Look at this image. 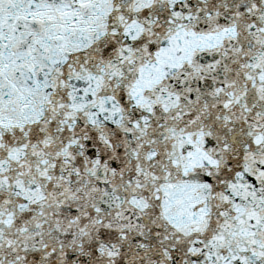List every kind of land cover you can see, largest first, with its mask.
Segmentation results:
<instances>
[{
	"label": "snow or ice",
	"instance_id": "6c2138e0",
	"mask_svg": "<svg viewBox=\"0 0 264 264\" xmlns=\"http://www.w3.org/2000/svg\"><path fill=\"white\" fill-rule=\"evenodd\" d=\"M0 264H264V0H0Z\"/></svg>",
	"mask_w": 264,
	"mask_h": 264
}]
</instances>
